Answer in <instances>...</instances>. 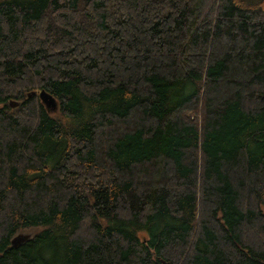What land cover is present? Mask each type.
Here are the masks:
<instances>
[{
	"label": "trees",
	"instance_id": "obj_1",
	"mask_svg": "<svg viewBox=\"0 0 264 264\" xmlns=\"http://www.w3.org/2000/svg\"><path fill=\"white\" fill-rule=\"evenodd\" d=\"M0 264H264V0H0Z\"/></svg>",
	"mask_w": 264,
	"mask_h": 264
},
{
	"label": "water",
	"instance_id": "obj_2",
	"mask_svg": "<svg viewBox=\"0 0 264 264\" xmlns=\"http://www.w3.org/2000/svg\"><path fill=\"white\" fill-rule=\"evenodd\" d=\"M40 98L48 110L55 111L58 109V103H57L56 98L52 94L48 93L46 90L43 89L40 91ZM10 104H11V106H16L19 103L16 101H10ZM17 236L18 235L14 236V238L12 239V243L15 246L18 245L23 239V237L20 236L21 240H20V242L17 243V240H15L17 238Z\"/></svg>",
	"mask_w": 264,
	"mask_h": 264
},
{
	"label": "rangeland",
	"instance_id": "obj_3",
	"mask_svg": "<svg viewBox=\"0 0 264 264\" xmlns=\"http://www.w3.org/2000/svg\"><path fill=\"white\" fill-rule=\"evenodd\" d=\"M54 112H57V110H55ZM16 236V235H15ZM19 236V237H18ZM17 238L15 240H17V243L20 242L21 238L20 235H18Z\"/></svg>",
	"mask_w": 264,
	"mask_h": 264
}]
</instances>
